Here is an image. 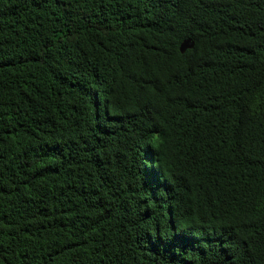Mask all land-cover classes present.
Segmentation results:
<instances>
[{
	"label": "trees",
	"instance_id": "1",
	"mask_svg": "<svg viewBox=\"0 0 264 264\" xmlns=\"http://www.w3.org/2000/svg\"><path fill=\"white\" fill-rule=\"evenodd\" d=\"M0 264H264V0H0Z\"/></svg>",
	"mask_w": 264,
	"mask_h": 264
},
{
	"label": "water",
	"instance_id": "2",
	"mask_svg": "<svg viewBox=\"0 0 264 264\" xmlns=\"http://www.w3.org/2000/svg\"><path fill=\"white\" fill-rule=\"evenodd\" d=\"M194 47V42L191 39L185 40L181 46H180V51L181 53H185L187 50H191Z\"/></svg>",
	"mask_w": 264,
	"mask_h": 264
}]
</instances>
